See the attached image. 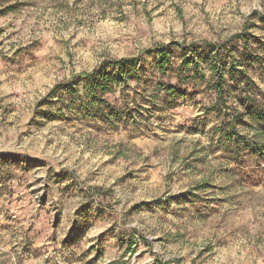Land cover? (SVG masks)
<instances>
[{
	"label": "rangeland",
	"instance_id": "1",
	"mask_svg": "<svg viewBox=\"0 0 264 264\" xmlns=\"http://www.w3.org/2000/svg\"><path fill=\"white\" fill-rule=\"evenodd\" d=\"M262 18L264 0H0V264H264V154L231 157L205 83L164 93L219 51L174 46L244 31L228 48L264 92ZM121 59L103 120L79 76Z\"/></svg>",
	"mask_w": 264,
	"mask_h": 264
},
{
	"label": "trees",
	"instance_id": "2",
	"mask_svg": "<svg viewBox=\"0 0 264 264\" xmlns=\"http://www.w3.org/2000/svg\"><path fill=\"white\" fill-rule=\"evenodd\" d=\"M262 19L264 20V18ZM245 34L246 31L232 37L220 46L207 42H203L201 45L192 44L189 48H183L180 45L161 46L155 50V54L159 57L156 68L161 78L166 77L168 70H171L168 47L182 48L184 52L190 51L193 55H199V58L204 60H208L211 53L218 49V56L213 58V64L209 66L211 75L208 80L203 72H198L197 65L193 69L190 68L186 57L183 64L173 68L176 70L174 78L177 83L164 86V93L169 99L167 103L170 107L175 106L176 96H179L178 86L184 87L183 94H187V87L191 86V90L194 91L205 83V88L214 93L213 103L206 112L216 113L220 117L223 138L231 145L229 148L231 157L238 156L244 145L259 158L264 154V92L258 89L249 73V68L233 60L232 51L228 48V45L231 48L240 46L241 51L247 50L249 46ZM136 63L137 59L107 62L94 71L79 76L80 79L87 82V87L93 95L92 100L103 120H113L114 117L120 119V116L118 113L116 115L99 95L111 91L112 85L126 82V75L129 74V70L133 71L136 68ZM186 72H193V75L184 76ZM196 79H199V82H196ZM97 89L101 90L100 93ZM246 121H248L247 124ZM241 125L246 126L247 133H240L238 129ZM112 264L124 263L114 262Z\"/></svg>",
	"mask_w": 264,
	"mask_h": 264
}]
</instances>
